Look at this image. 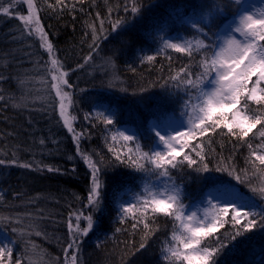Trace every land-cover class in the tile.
Masks as SVG:
<instances>
[{"label":"trees","instance_id":"obj_1","mask_svg":"<svg viewBox=\"0 0 264 264\" xmlns=\"http://www.w3.org/2000/svg\"><path fill=\"white\" fill-rule=\"evenodd\" d=\"M66 2L71 4L75 0ZM4 3L7 6L9 0ZM11 3L13 16L27 14L22 0H11ZM34 3L41 24L55 46L56 56L64 65L63 70L72 69L67 77L72 88L65 89L72 97L70 114L76 118L74 128L85 133L80 140V149L92 155L94 161L101 157L104 160L101 166L104 184L101 210L94 212L87 204L91 170L77 153L72 134L60 120L58 98H54L55 90L50 89L51 73L47 74L48 84L35 83L33 79H28L25 86L18 82L23 78L44 77L45 73L33 70L48 61V54L40 47L37 35H27L21 21L0 14V95L5 97L0 101V159L6 161L0 165V216L31 212L35 220H26L25 224L35 223L38 225L36 230L46 234L19 238L12 232L16 224L5 222L0 224V247L13 249V264L17 258L29 264V257L31 264H46L53 257L62 260L63 248L70 239L69 214L82 211L85 216L91 212L95 223L88 235L80 237L78 264H166L162 249L171 235L173 221L163 215L150 220L151 227L156 230L149 234L146 247L137 251L145 235L143 226L133 230L131 217L120 222L119 204L114 194H119L121 200H131L132 194L141 190V174L115 163L108 148L115 147L124 152L127 148L135 150L134 143L122 147V141L114 143L111 140V135L119 127L127 126L138 136L142 150L149 151L152 144V133L148 128L151 113L159 109L180 115V101L186 99L183 92H179L178 99L171 83L166 87L161 85L185 65L199 73L200 56L194 54L189 58L170 49L158 51L160 42L155 27L165 23L170 37L193 38L194 31L175 15L174 10L188 16L199 7L200 0H140L142 11L135 17L130 11H123L126 3L130 8V0H84L83 4H76L74 11L68 8L53 11L48 4H54L55 0H34ZM109 8L113 9L110 18ZM97 13L105 19L108 39L100 41L99 52L91 62L77 68L90 51L92 41L85 32H90L88 25L93 22L98 26ZM120 17L126 18L127 23L119 34L111 33V22ZM227 22L220 18L217 24L222 28ZM147 55H154L156 59L141 62ZM109 56L113 58L114 68L104 63V58ZM113 75L118 79L110 87ZM21 95L26 96L24 106L14 107ZM103 104L116 112V123L107 131L95 119L84 118L85 113L94 115ZM250 136L249 142L254 146L260 143L258 136ZM41 139L45 141L43 145ZM211 148L214 150L208 157L211 168L221 163L231 164L242 179H246L245 170L251 175L250 150L246 143L216 134L211 137ZM13 159L16 165L8 163ZM24 163H32L33 168L19 166ZM43 166H52L59 171L38 170ZM84 170L88 176L81 174ZM171 174L184 186L185 204L199 203L202 193L227 184L235 186L244 195H250L247 184L235 181L224 172L198 174L185 166ZM262 179L264 176L257 173L252 182L257 187L264 186ZM257 203L264 202L257 200ZM85 227L87 221L81 219L80 228ZM117 228L121 231L117 232ZM225 230L232 231L230 225H225ZM29 240L37 246L34 252H26V246L30 247ZM216 260L217 264H264V230L257 229L239 237Z\"/></svg>","mask_w":264,"mask_h":264},{"label":"snow or ice","instance_id":"obj_2","mask_svg":"<svg viewBox=\"0 0 264 264\" xmlns=\"http://www.w3.org/2000/svg\"><path fill=\"white\" fill-rule=\"evenodd\" d=\"M22 2L27 5L26 15L13 16L11 0L7 6L4 0H0V14L21 21L28 36L37 35L40 47L46 51L49 59L42 67L33 70L45 73L44 77L23 78L18 82L25 86L28 79H33L35 83L48 84L47 74L51 73L50 89L55 90L54 98H58L60 120L72 134L77 153L91 170L87 204L92 211H100L104 188L101 166L104 160L101 157L100 160L94 161L92 155L80 149V140L85 133L77 132L74 128L73 122L76 118L68 113V108L72 105L71 93L64 90L72 88L67 78L72 69L63 70L64 65L57 58L55 46L41 24L34 0ZM83 3L84 0H75V3L71 4L66 0H55V3L48 4V7L53 11H63L65 8L74 11L76 4ZM130 4L129 8L126 3L123 11H130L133 17L139 15L142 11L140 0H130ZM174 13L196 35L191 39L180 35L169 37L166 24L160 23L155 27L156 38L160 42L158 51L170 49L186 54L189 58L197 54L200 56L201 71L194 73L189 65H185L161 85L166 87L171 83L178 99L181 91L186 97L180 101V118L183 122L178 129L171 126L177 122L174 112L170 114L158 109L151 113L152 120L148 128L152 133V144L149 151L142 150L138 136L134 132L129 134L128 129H117L111 135L112 142H123L122 147L129 143L135 144V150L127 148L126 152L109 147L108 151L112 153L114 162L126 165L141 174V190L133 193L131 200H121L119 194L114 196L119 204L120 222L123 223L131 217L134 221L133 230L143 226L145 235L137 251L146 247L149 234L156 230L151 227L150 220L163 215L173 221L171 235L162 249V258L166 264H217L216 257L229 244L254 230H264V203H257V200L264 202V186L257 187L252 182L257 173L264 176V0H259V4L253 3L252 0H200L199 7L192 14L184 16L179 10H174ZM112 14L113 9L109 8L108 17ZM220 18L228 20L222 28L217 24ZM96 20L99 21L98 26L93 22L88 25L90 32H85V36H90L92 41L89 44L90 51L83 58L84 63L78 64L77 68H83L91 62L99 52L100 41L108 39L104 28L105 19L97 13ZM126 23L124 17L115 19L110 24L111 33L119 34ZM155 59L154 55H147L141 62H152ZM104 63L115 67L111 56L104 58ZM116 79L118 77L113 75V79L109 81L110 87ZM121 91L126 92L127 89ZM4 99L5 97L0 95V101ZM25 102L26 96L21 95L14 107H23ZM84 118L95 119L107 131L109 126L116 123V112L115 109L100 106L94 115L85 113ZM216 134H224L247 144L250 150L248 163L251 175L245 170L246 179H242L231 164L221 163L215 168L210 167L208 157L214 151L211 148V137ZM250 134L258 136L260 143L255 146L250 143ZM44 143L41 139L40 144ZM5 163L4 159H0V165ZM8 163L16 165L17 162L13 159ZM19 166L33 168L32 163ZM185 166L198 174L212 171L227 173L235 181L247 184L250 195H244L235 186L227 184L202 193L197 204H185L184 186L177 183L171 174L173 170H183ZM45 169L49 172L59 171L52 166L39 167L38 170ZM261 184L264 185V179ZM72 216H75V227ZM39 218L43 219V216ZM81 219L87 221V227L83 229L80 228ZM26 220H35L33 213L0 216V224H16L12 232L18 234L19 238L33 234L37 237L46 235L36 230L37 224H25ZM94 223L91 212L86 216L82 211L70 213V239L63 248V259L53 257L46 264H78L80 237L88 235L93 230ZM225 225H230L232 231L225 230L222 235L219 234ZM116 231L120 232L121 229L117 228ZM28 245L30 247L26 246V252H34L37 246L30 240ZM12 251L13 249L7 246L0 247V264H13ZM43 255L42 250L41 258ZM14 264L25 262L17 258Z\"/></svg>","mask_w":264,"mask_h":264},{"label":"rangeland","instance_id":"obj_3","mask_svg":"<svg viewBox=\"0 0 264 264\" xmlns=\"http://www.w3.org/2000/svg\"><path fill=\"white\" fill-rule=\"evenodd\" d=\"M252 2L253 3H256V4H259V0H252ZM24 5H25V8H26V10H27V5H26V3H23ZM14 15V14H13ZM170 37V36H169ZM65 91H66V89H64ZM101 106H107V108H109V109H112L111 107H109L107 104H103V105H101ZM100 107V106H99ZM70 112H71V109H70V107L68 108V113H69V115L70 116H72V113L70 114ZM177 117V122L176 123H173L171 126L172 127H175V128H180V124L183 122L182 121V119L180 118V115L179 116H176ZM151 122V121H150ZM150 124V123H149ZM119 129L120 130H124V129H128L129 130V134H133V132H134V130L132 129V128H130V127H127V126H121V127H119ZM87 173H89V172H87ZM81 174L83 175V176H88L87 174H86V172H85V170L84 171H82L81 172ZM258 187H261V185H259ZM195 204H197V203H195ZM76 224V221H75V217H74V225ZM225 231V228L224 229H221L220 230V233L221 232H224ZM62 253V252H61Z\"/></svg>","mask_w":264,"mask_h":264}]
</instances>
